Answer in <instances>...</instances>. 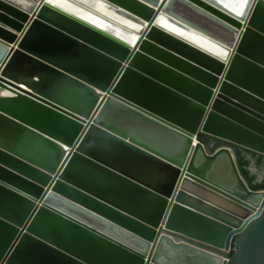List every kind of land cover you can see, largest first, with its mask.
I'll list each match as a JSON object with an SVG mask.
<instances>
[{"label": "water", "instance_id": "obj_1", "mask_svg": "<svg viewBox=\"0 0 264 264\" xmlns=\"http://www.w3.org/2000/svg\"><path fill=\"white\" fill-rule=\"evenodd\" d=\"M0 93V264H264V0H0Z\"/></svg>", "mask_w": 264, "mask_h": 264}, {"label": "trees", "instance_id": "obj_2", "mask_svg": "<svg viewBox=\"0 0 264 264\" xmlns=\"http://www.w3.org/2000/svg\"><path fill=\"white\" fill-rule=\"evenodd\" d=\"M198 139L206 143L208 147L211 143H214V147L224 143L223 141L202 134L199 135ZM234 150L239 171L250 188L253 190H264V157L237 147H234ZM252 164L255 169L254 172L251 171ZM233 252L231 249L229 254L233 255Z\"/></svg>", "mask_w": 264, "mask_h": 264}, {"label": "flooded vegetation", "instance_id": "obj_3", "mask_svg": "<svg viewBox=\"0 0 264 264\" xmlns=\"http://www.w3.org/2000/svg\"><path fill=\"white\" fill-rule=\"evenodd\" d=\"M212 147H214V143H211V144L209 145L208 148H209L210 150H212V149H213ZM216 147H217V145H216L214 148H216ZM211 148H212V149H211ZM254 170H255V169H254V166H253V164H252V165H251V171L254 172Z\"/></svg>", "mask_w": 264, "mask_h": 264}, {"label": "bare ground", "instance_id": "obj_4", "mask_svg": "<svg viewBox=\"0 0 264 264\" xmlns=\"http://www.w3.org/2000/svg\"><path fill=\"white\" fill-rule=\"evenodd\" d=\"M25 84H30V79H25V80H23V79H21ZM26 89H29V87L26 85V86H24Z\"/></svg>", "mask_w": 264, "mask_h": 264}, {"label": "clouds", "instance_id": "obj_5", "mask_svg": "<svg viewBox=\"0 0 264 264\" xmlns=\"http://www.w3.org/2000/svg\"><path fill=\"white\" fill-rule=\"evenodd\" d=\"M0 95H1V93H0ZM224 144V143H223ZM223 144H220V145H218V146H221V145H223Z\"/></svg>", "mask_w": 264, "mask_h": 264}]
</instances>
